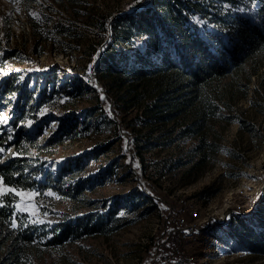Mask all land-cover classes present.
Returning a JSON list of instances; mask_svg holds the SVG:
<instances>
[{
	"label": "rangeland",
	"instance_id": "obj_1",
	"mask_svg": "<svg viewBox=\"0 0 264 264\" xmlns=\"http://www.w3.org/2000/svg\"><path fill=\"white\" fill-rule=\"evenodd\" d=\"M137 1L0 0V136L5 141L0 165L26 158L25 172L36 182L34 189L21 190L0 181V191L13 190L17 207L39 224L92 214L101 223L92 234L45 248L36 264H163L175 242L171 232L162 234L171 229L168 212L181 206L180 199L197 195L216 196L217 214L223 216L232 200L241 201L242 223L256 236L264 234L256 219L264 213V85L247 63L212 83L219 97L214 115L180 118L155 132H139L135 110L115 103L90 76L92 68L91 74L85 72L91 52L108 36L100 17L112 19ZM29 19L36 30L29 28ZM48 71L65 79L73 92L69 99L54 97L28 109L18 91L4 92V78L13 72L20 75L19 87L26 82L32 90L36 81L37 89L44 85ZM186 125L194 131L175 139ZM170 128L173 133L167 134ZM130 133H136L138 143L160 135L167 145L144 152L139 162L132 158ZM199 145L206 156L196 165ZM234 225L226 230L211 222L213 231L225 236L214 239L217 253L207 264H264V257L238 245L239 219Z\"/></svg>",
	"mask_w": 264,
	"mask_h": 264
},
{
	"label": "trees",
	"instance_id": "obj_2",
	"mask_svg": "<svg viewBox=\"0 0 264 264\" xmlns=\"http://www.w3.org/2000/svg\"><path fill=\"white\" fill-rule=\"evenodd\" d=\"M28 26L36 30L30 19ZM99 26L108 36L91 52L94 73L90 76L105 86L115 97V103L135 110L139 132H155L159 125L180 118L192 117L197 121L214 115L219 97L213 93L212 83L244 63L251 74H256V82L264 85V0H139L112 19L100 17ZM19 76L13 72L4 78V92L18 91V98L28 109H37L54 97L69 99L73 93L67 89L65 79L54 72H46L44 85L37 89L36 81L32 90L26 82L23 88L18 86ZM35 92H38L36 99ZM97 98L102 103L108 97ZM193 131L186 125L175 139ZM166 133H173V128ZM1 138L0 146L5 143ZM130 138L132 158L139 162L144 152L167 145L160 135L155 136L157 141L150 138L142 143H138L136 133H130ZM52 141L46 143L50 145ZM13 146L16 152L24 153L18 149V142H13ZM197 150L199 159L195 164L199 165L206 153L201 145ZM26 161L23 157H12L1 164V184L34 189L36 182L25 172ZM0 192L4 193L0 196V264H36L45 248L60 246L101 228L100 219L94 214L75 216L51 226L39 224L17 207L14 193ZM210 193L213 192L205 191ZM144 195L152 199V195ZM262 195L260 199H264ZM228 219V224L239 219L242 231L237 236L238 245L263 258L264 234L256 236L242 223L240 215ZM256 219L264 233V213L256 215ZM12 223L17 226L13 228ZM170 232L168 228L162 234L168 236ZM163 264H173V260Z\"/></svg>",
	"mask_w": 264,
	"mask_h": 264
},
{
	"label": "built area",
	"instance_id": "obj_3",
	"mask_svg": "<svg viewBox=\"0 0 264 264\" xmlns=\"http://www.w3.org/2000/svg\"><path fill=\"white\" fill-rule=\"evenodd\" d=\"M216 196H195L188 200L180 199V207H173L168 212V221L171 225V239L173 248L171 256H163L166 263L172 259L173 264H207L217 253L214 239L216 236L223 238V232L213 231L212 221L217 220L223 224L226 230L235 226V222L228 224L227 216L241 215L244 211L241 201H231L225 214H217L216 204L219 203ZM229 207V208H228ZM240 213V214H239ZM225 231V230H224ZM227 233V232H226Z\"/></svg>",
	"mask_w": 264,
	"mask_h": 264
},
{
	"label": "snow or ice",
	"instance_id": "obj_4",
	"mask_svg": "<svg viewBox=\"0 0 264 264\" xmlns=\"http://www.w3.org/2000/svg\"><path fill=\"white\" fill-rule=\"evenodd\" d=\"M240 11H243V9H240ZM89 74H91V65L89 66ZM0 122H3V121H0ZM126 145H127V142H126ZM3 151L4 149L0 148V152H3ZM8 191H13V190H8ZM3 194H4L3 192H0V196H2ZM121 215H123V213H121ZM11 226L15 228L17 225L15 223H12Z\"/></svg>",
	"mask_w": 264,
	"mask_h": 264
}]
</instances>
